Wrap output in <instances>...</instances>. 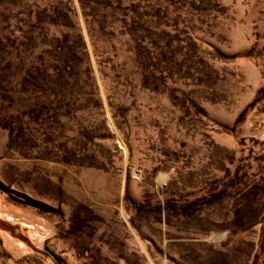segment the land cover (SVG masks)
I'll return each mask as SVG.
<instances>
[{"label": "rangeland", "instance_id": "1", "mask_svg": "<svg viewBox=\"0 0 264 264\" xmlns=\"http://www.w3.org/2000/svg\"><path fill=\"white\" fill-rule=\"evenodd\" d=\"M0 264H264V0H0Z\"/></svg>", "mask_w": 264, "mask_h": 264}]
</instances>
